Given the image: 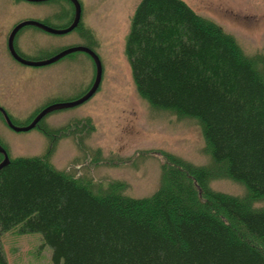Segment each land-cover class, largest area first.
Listing matches in <instances>:
<instances>
[{
	"label": "trees",
	"instance_id": "trees-1",
	"mask_svg": "<svg viewBox=\"0 0 264 264\" xmlns=\"http://www.w3.org/2000/svg\"><path fill=\"white\" fill-rule=\"evenodd\" d=\"M125 55L144 99L198 120L211 165L161 151L159 188L135 198L118 182L95 192L91 181L56 169L49 152L9 158L0 168V234L40 233L55 264H264V207L251 206L264 198V72L184 0H141ZM83 124L37 128L52 144L65 135L79 144L74 131ZM220 175L246 195L211 189Z\"/></svg>",
	"mask_w": 264,
	"mask_h": 264
},
{
	"label": "rangeland",
	"instance_id": "rangeland-1",
	"mask_svg": "<svg viewBox=\"0 0 264 264\" xmlns=\"http://www.w3.org/2000/svg\"><path fill=\"white\" fill-rule=\"evenodd\" d=\"M61 1L58 7L22 2L18 14L61 28L68 23L74 6L72 0ZM77 1L81 7L77 29L57 34L29 25L23 29L18 45L30 58L74 46L93 50L101 64L98 89L83 103L52 111L41 120V126L48 130L74 121L88 125L74 131L79 144L73 135L59 137L52 144V138L40 128L14 132L0 122V139L7 144L8 157L45 156L49 152V160L56 169L91 181L95 192H103L110 183L118 182L123 186L122 195L135 198L151 196L159 188L161 151L196 166L211 165L198 120L154 107L136 90L125 55V39L141 0ZM184 1L230 34L243 54L264 72V0ZM95 74L93 57L83 51L73 52L51 66L31 67L27 79L34 88V107L57 93L70 98L83 94ZM54 75L57 77L51 86L53 91H42L41 86ZM208 186L240 198L246 195L244 185L222 175L210 178ZM251 206L264 207V198L252 201ZM249 241L256 247L257 242ZM0 242L6 264H55L51 247L38 232H20L15 227L2 232Z\"/></svg>",
	"mask_w": 264,
	"mask_h": 264
},
{
	"label": "flooded vegetation",
	"instance_id": "flooded-vegetation-1",
	"mask_svg": "<svg viewBox=\"0 0 264 264\" xmlns=\"http://www.w3.org/2000/svg\"><path fill=\"white\" fill-rule=\"evenodd\" d=\"M22 2H37L46 3L53 7L61 5V0H0V122L7 128L14 132H23L28 130H16L17 127H25L29 125L33 119L45 108L64 102H71L77 100L81 95L74 98L62 97L59 93L54 95L49 100L41 105L34 107V88L28 81L27 73L31 67L48 66L58 63L66 54L59 57L55 61L44 65H33L30 61H41L50 59L58 55L60 51L48 54L41 58H30L24 49L18 45V39L23 34L24 25L16 29L17 25L22 22L28 21L26 16L19 15V5ZM75 17V6H73V13L71 14L67 26H69ZM48 26L50 24L41 21ZM35 26V25H33ZM37 27V26H36ZM53 27V26H51ZM40 28V27H39ZM57 28V27H53ZM44 30V29H42ZM45 31V30H44ZM73 53V52H72ZM57 75L50 76L47 79V84L42 85L41 89L44 92L51 93L53 90L51 86ZM76 106V105H75ZM64 107V108H70ZM58 108L47 112L45 115L52 111L64 109ZM44 115V116H45ZM43 116V117H44ZM42 117V118H43ZM40 119V121L42 120ZM9 121V122H8ZM36 124V127L40 123ZM11 123V124H10ZM0 147L7 152V144L3 143L0 139ZM3 159V153L0 152V161Z\"/></svg>",
	"mask_w": 264,
	"mask_h": 264
},
{
	"label": "water",
	"instance_id": "water-1",
	"mask_svg": "<svg viewBox=\"0 0 264 264\" xmlns=\"http://www.w3.org/2000/svg\"><path fill=\"white\" fill-rule=\"evenodd\" d=\"M74 2V6H75V17L73 22L64 28H53L51 26H48L44 23L38 22V21H34V20H28L25 22L20 23L19 25H17L16 29L24 26V25H35L37 27H40L42 29H44L45 31H48L50 33H57V34H62V33H67L71 30H73L79 23L80 21V16H81V7L80 4L77 0H72ZM75 51H83L88 53L89 55H91V57H93L95 63H96V75H95V79L94 82L92 84V86L90 87V89L81 97H79L77 100L71 101V102H64V103H59L56 105H52L49 106L47 108H45L43 111H41L34 119L33 121L25 126V127H17L15 128L16 130H29L33 127L36 126V124L38 123V121L49 111L54 110V109H58V108H64V107H69V106H75L78 105L80 103H83L84 101H86L87 99H89L97 90V88L99 87V83H100V79H101V64L99 61L98 56L93 52L92 49H90L89 47L86 46H74V47H69L65 50H63L62 52H60L58 55L47 59V60H41V61H30V64L33 65H44V64H48L51 63L53 61H55L56 59H58L61 56H64L66 54L75 52ZM9 122V121H8ZM11 124V123H10ZM0 152L3 153V159L0 161V168L5 166L8 162H9V157L6 153V151L4 149H2L0 147Z\"/></svg>",
	"mask_w": 264,
	"mask_h": 264
}]
</instances>
